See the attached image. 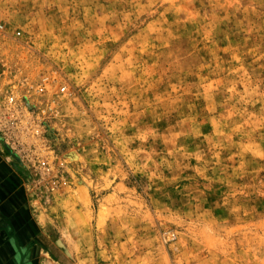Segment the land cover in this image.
Segmentation results:
<instances>
[{"label":"rangeland","instance_id":"rangeland-1","mask_svg":"<svg viewBox=\"0 0 264 264\" xmlns=\"http://www.w3.org/2000/svg\"><path fill=\"white\" fill-rule=\"evenodd\" d=\"M2 111L35 264H264V0H0Z\"/></svg>","mask_w":264,"mask_h":264},{"label":"crops","instance_id":"crops-1","mask_svg":"<svg viewBox=\"0 0 264 264\" xmlns=\"http://www.w3.org/2000/svg\"><path fill=\"white\" fill-rule=\"evenodd\" d=\"M20 186L18 174L0 153V264L7 263L3 258L10 251L8 236L27 235L26 230H32L27 217L26 197Z\"/></svg>","mask_w":264,"mask_h":264},{"label":"flooded vegetation","instance_id":"flooded-vegetation-1","mask_svg":"<svg viewBox=\"0 0 264 264\" xmlns=\"http://www.w3.org/2000/svg\"><path fill=\"white\" fill-rule=\"evenodd\" d=\"M27 235H16L8 236L10 251H8L7 256L3 259L6 260V264H35L33 253L37 246L36 239L31 241ZM15 244H14V243ZM3 261V263H4Z\"/></svg>","mask_w":264,"mask_h":264},{"label":"built area","instance_id":"built-area-1","mask_svg":"<svg viewBox=\"0 0 264 264\" xmlns=\"http://www.w3.org/2000/svg\"><path fill=\"white\" fill-rule=\"evenodd\" d=\"M48 83V77H43L41 83L38 85L37 89L39 92H42L45 88V85ZM8 103H13L14 102V97L9 96V98L7 99ZM17 118L15 116V114H10L9 111H2V116L0 118V122H1V126H3V128H7L6 124H17ZM36 132H39V129L36 130Z\"/></svg>","mask_w":264,"mask_h":264}]
</instances>
